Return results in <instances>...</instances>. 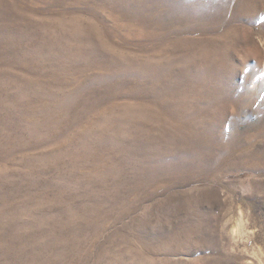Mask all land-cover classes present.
I'll list each match as a JSON object with an SVG mask.
<instances>
[{
	"label": "rangeland",
	"instance_id": "rangeland-1",
	"mask_svg": "<svg viewBox=\"0 0 264 264\" xmlns=\"http://www.w3.org/2000/svg\"><path fill=\"white\" fill-rule=\"evenodd\" d=\"M0 264H264V0H0Z\"/></svg>",
	"mask_w": 264,
	"mask_h": 264
},
{
	"label": "bare ground",
	"instance_id": "bare-ground-1",
	"mask_svg": "<svg viewBox=\"0 0 264 264\" xmlns=\"http://www.w3.org/2000/svg\"><path fill=\"white\" fill-rule=\"evenodd\" d=\"M210 46V45H209ZM66 49H69V47H67ZM87 49V48H86ZM81 50H82V48H81ZM227 71V70H226ZM214 87V86H213ZM189 92V91H188ZM194 92V91H193ZM185 95V94H184ZM192 96V95H191ZM184 99V98H183ZM203 99V98H202ZM190 100V99H189ZM200 102V101H199ZM200 105V104H199ZM215 105V104H214ZM191 106V105H190ZM180 109V108H179ZM204 110V109H203ZM203 112H205V111H203ZM201 114V113H200ZM203 114V113H202ZM197 115V114H196ZM202 116V115H201ZM199 117V116H198ZM184 118V117H183ZM187 119V118H186ZM196 119V118H195ZM199 119V118H198ZM189 120V119H188ZM187 120V121H188ZM197 120V119H196ZM202 120V119H201ZM186 121V120H185ZM193 123V122H192ZM186 124V123H185ZM185 126V125H184ZM187 127V126H186ZM190 127V126H189ZM184 130H182V132H183ZM192 131V130H191ZM160 134H162V135H164V136H167L168 134H170V135H174V134H176L177 135V133H176V131H174V130H172L171 129V127H167V126H164V125H162L161 127H160ZM177 137H178V135H177ZM208 140V139H207ZM193 141V140H192ZM195 144V143H194ZM203 144V143H202ZM201 144V145H202ZM203 154V153H202ZM42 163V162H41ZM51 163V162H50ZM60 168V167H59ZM53 224V223H52ZM54 225V224H53ZM35 252V251H34Z\"/></svg>",
	"mask_w": 264,
	"mask_h": 264
}]
</instances>
